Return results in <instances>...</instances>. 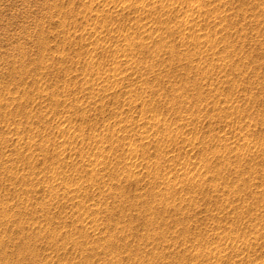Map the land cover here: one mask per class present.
Wrapping results in <instances>:
<instances>
[{"label":"rangeland","instance_id":"1","mask_svg":"<svg viewBox=\"0 0 264 264\" xmlns=\"http://www.w3.org/2000/svg\"><path fill=\"white\" fill-rule=\"evenodd\" d=\"M0 264H264V0H0Z\"/></svg>","mask_w":264,"mask_h":264}]
</instances>
